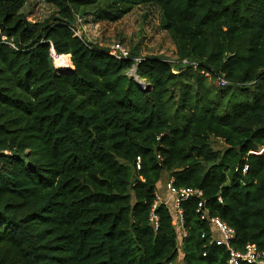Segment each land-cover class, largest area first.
<instances>
[{"label": "trees", "instance_id": "obj_1", "mask_svg": "<svg viewBox=\"0 0 264 264\" xmlns=\"http://www.w3.org/2000/svg\"><path fill=\"white\" fill-rule=\"evenodd\" d=\"M31 1L0 0V264H224L197 199L182 203L180 246L165 205L154 228L164 174L204 193L236 250L264 253V0H37L52 8L41 21ZM144 7L176 60L139 46L117 60L67 23Z\"/></svg>", "mask_w": 264, "mask_h": 264}, {"label": "rangeland", "instance_id": "obj_2", "mask_svg": "<svg viewBox=\"0 0 264 264\" xmlns=\"http://www.w3.org/2000/svg\"><path fill=\"white\" fill-rule=\"evenodd\" d=\"M24 13L28 15L30 21H41L52 14V8L41 1L32 0L24 9ZM78 19H81L77 29L80 35L101 47L109 48L115 43H122L129 53L133 48L139 46L142 56L164 57L171 61L177 59L174 38L165 29L164 20L157 9L137 8L117 23H95L91 18L89 20ZM215 86L222 89L216 83ZM218 148L223 149L221 145H218ZM256 154L264 156V149ZM169 180L170 175L164 174L163 180L158 186V191L165 199L168 196L165 186ZM180 244L179 240V246ZM182 260L183 255L180 252L179 258L174 264H181Z\"/></svg>", "mask_w": 264, "mask_h": 264}, {"label": "built area", "instance_id": "obj_3", "mask_svg": "<svg viewBox=\"0 0 264 264\" xmlns=\"http://www.w3.org/2000/svg\"><path fill=\"white\" fill-rule=\"evenodd\" d=\"M81 22V19L76 20V26H69V28L77 35L81 36L77 31L78 25ZM109 53L111 56L115 57L117 60H124L130 57L128 49L122 44H114L109 47ZM54 58V54H53ZM137 63H141V59H135ZM175 63V62H173ZM183 65H187L188 61H183ZM131 76L139 82V85L142 87L145 86L144 83L139 81L137 76L136 66L130 72ZM207 77H210V74H206ZM219 88H225L230 83L224 76H220L215 81ZM141 159H137V170L141 169ZM247 167L244 172L247 171ZM174 179L169 180L165 186V191L167 193V199H165L161 192L157 191L156 201L152 208L150 220L155 229L159 227V218L156 214V210L159 205H165L170 212L172 224L174 225L176 232L178 234V239L180 242L186 238L187 232L185 229V219L184 212L182 208V203L188 202L192 199L198 200V210L197 213L201 215V220L209 222L212 227V234L209 238V245L221 247L227 250L228 259L224 264H264V253L260 252L256 245L249 244L245 247L244 250H236L233 247V242L236 238V232L234 229L230 228L224 221L217 217H211L206 209V200L204 199V193L196 189H178L175 187ZM166 196V195H165ZM219 201L222 202V199L219 198ZM203 238H207L206 235ZM207 253L204 254L206 257Z\"/></svg>", "mask_w": 264, "mask_h": 264}, {"label": "bare ground", "instance_id": "obj_4", "mask_svg": "<svg viewBox=\"0 0 264 264\" xmlns=\"http://www.w3.org/2000/svg\"><path fill=\"white\" fill-rule=\"evenodd\" d=\"M55 66L59 70H64L65 68L71 66L70 60L67 56H54Z\"/></svg>", "mask_w": 264, "mask_h": 264}, {"label": "water", "instance_id": "obj_5", "mask_svg": "<svg viewBox=\"0 0 264 264\" xmlns=\"http://www.w3.org/2000/svg\"><path fill=\"white\" fill-rule=\"evenodd\" d=\"M67 23H68L69 26H73V27H75L77 25L76 21H73V22L68 21ZM53 54H54V52H53ZM68 56H69V59H70V62H71V56L70 55H68ZM70 65L71 66L65 68L64 70L67 71V72L72 71L73 70L72 62L70 63Z\"/></svg>", "mask_w": 264, "mask_h": 264}]
</instances>
